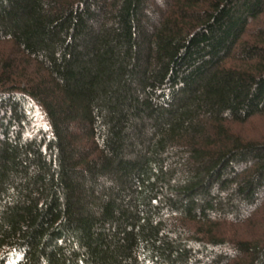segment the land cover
<instances>
[{
	"label": "trees",
	"instance_id": "1",
	"mask_svg": "<svg viewBox=\"0 0 264 264\" xmlns=\"http://www.w3.org/2000/svg\"><path fill=\"white\" fill-rule=\"evenodd\" d=\"M5 42L0 264H264L219 230L264 214L229 127L264 116V0H0Z\"/></svg>",
	"mask_w": 264,
	"mask_h": 264
},
{
	"label": "rangeland",
	"instance_id": "2",
	"mask_svg": "<svg viewBox=\"0 0 264 264\" xmlns=\"http://www.w3.org/2000/svg\"><path fill=\"white\" fill-rule=\"evenodd\" d=\"M13 54H15V48L12 43H0V68L2 63H4V61L10 58ZM30 70L31 68L29 67V72ZM39 111L36 115V123L38 125H44V117L42 112ZM229 127L234 134L240 136L243 139L252 141L264 140V116H257L244 124L230 123ZM263 215L264 214H262L258 220L252 219L244 223H222L219 230L228 240L255 238V236L260 233V231L264 232ZM187 227L192 231H196L198 228L194 224H187Z\"/></svg>",
	"mask_w": 264,
	"mask_h": 264
}]
</instances>
